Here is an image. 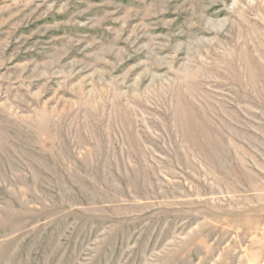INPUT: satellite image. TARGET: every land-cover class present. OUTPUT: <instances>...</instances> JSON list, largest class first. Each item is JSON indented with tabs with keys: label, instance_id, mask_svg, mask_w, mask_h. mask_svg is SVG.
Wrapping results in <instances>:
<instances>
[{
	"label": "rangeland",
	"instance_id": "1",
	"mask_svg": "<svg viewBox=\"0 0 264 264\" xmlns=\"http://www.w3.org/2000/svg\"><path fill=\"white\" fill-rule=\"evenodd\" d=\"M0 264H264V0H0Z\"/></svg>",
	"mask_w": 264,
	"mask_h": 264
}]
</instances>
